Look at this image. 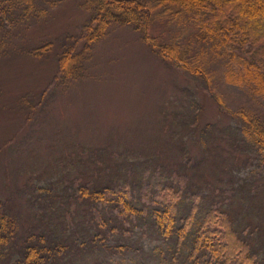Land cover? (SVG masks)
<instances>
[{
	"label": "rangeland",
	"instance_id": "1",
	"mask_svg": "<svg viewBox=\"0 0 264 264\" xmlns=\"http://www.w3.org/2000/svg\"><path fill=\"white\" fill-rule=\"evenodd\" d=\"M88 4L0 0V201L20 218L19 235L46 231L48 246L62 248L54 264H193L198 223L216 207L249 245V264H264V149L236 115L248 112L264 123V92L249 71L263 74L250 52L256 47L200 39L188 14L171 19L157 10L152 34L180 44L207 78L156 54L142 31L118 24L88 46L82 76L68 78L59 60L70 47L84 50ZM82 146L119 161L158 159L164 173L136 201L142 217L118 218L105 208L98 215L66 199L29 204L26 185L57 181L63 158L80 156ZM165 184L180 192L171 198L178 216L198 207L193 227L177 219L168 238L145 215L164 202ZM192 257L223 264L205 248Z\"/></svg>",
	"mask_w": 264,
	"mask_h": 264
},
{
	"label": "trees",
	"instance_id": "2",
	"mask_svg": "<svg viewBox=\"0 0 264 264\" xmlns=\"http://www.w3.org/2000/svg\"><path fill=\"white\" fill-rule=\"evenodd\" d=\"M155 1L156 5H150L145 0H87L92 17L85 27L84 50L76 52L75 47H70L63 52L59 63L64 76L68 78L82 76L85 72L88 46L107 34L112 25L118 24L132 26L142 31L145 41L156 54L180 64L194 75L207 78L209 75L205 69L187 60L180 44L163 43L152 34L151 26L156 16L155 12L160 10V15L171 19L188 14L195 22L196 36L200 39L218 44L236 39L242 46L256 47L250 52L255 62L262 66L263 74H255L252 66L249 67V71L251 76L255 75L257 85L264 92V0ZM236 115L244 121L245 133L257 146L264 149V123L261 119L244 111ZM80 148V151H76L80 156L70 155L69 158H63V162L58 166L62 167V170L55 173L57 181H52L49 186H40L37 183L26 185L29 204L37 205L45 201L66 199L73 204L82 202L84 206L88 205L91 208L85 211L99 213L98 215L105 208L113 210L118 218L142 217L144 209L139 208L136 201H142L140 193L154 187L156 182H159V174L164 173L158 159L153 158L142 163L128 159L119 161L113 152L108 153L104 150L106 153L101 154L98 150L91 151L86 146ZM145 184L147 188H143ZM165 187H162L159 195L164 202L159 203L160 207L158 205L154 207L152 212L147 208L145 215L153 217L158 229L160 227L162 234L168 238L176 229L177 219L183 220L185 227L191 225L193 227L198 207L191 208L188 215L178 216L179 206L173 203L171 198L179 200L180 192L169 188L168 184H165ZM8 204V201H0V264H8L13 260L14 251L18 255L14 264H54L62 248L57 245L48 246L50 242L47 240L46 231H40L39 235L30 231L26 236H20L18 222L20 218L12 212ZM47 208L51 209V206ZM34 212L40 217L43 210L34 209ZM57 214L60 217V213L55 215ZM66 216L69 219L72 217L69 211ZM198 225V236L194 240L195 248L189 255V258L194 260L193 264L199 259L192 256H197L200 248L209 250L212 257L217 261L222 260L223 264H244L243 260L249 264L253 259L248 255L249 245L239 237L237 229L225 211L216 207L208 208L204 220ZM102 227L103 225H100L99 228ZM178 239L181 241L182 235L178 236Z\"/></svg>",
	"mask_w": 264,
	"mask_h": 264
}]
</instances>
